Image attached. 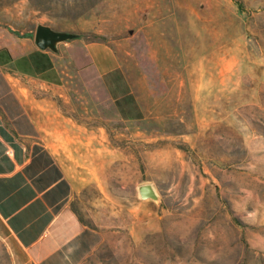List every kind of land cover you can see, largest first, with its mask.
I'll return each instance as SVG.
<instances>
[{"label": "rangeland", "instance_id": "374dc122", "mask_svg": "<svg viewBox=\"0 0 264 264\" xmlns=\"http://www.w3.org/2000/svg\"><path fill=\"white\" fill-rule=\"evenodd\" d=\"M40 24L81 35L35 99L98 233L82 264H264V0H0V45ZM0 264H29L1 222Z\"/></svg>", "mask_w": 264, "mask_h": 264}, {"label": "crops", "instance_id": "0c3cea01", "mask_svg": "<svg viewBox=\"0 0 264 264\" xmlns=\"http://www.w3.org/2000/svg\"><path fill=\"white\" fill-rule=\"evenodd\" d=\"M34 37L10 35L0 45V222L29 264H82L98 233L95 242L78 211L74 182L42 135L35 99L38 81L66 86L61 47L57 54L42 51ZM86 49L108 78L116 69L111 51L103 48L102 56L96 43Z\"/></svg>", "mask_w": 264, "mask_h": 264}, {"label": "water", "instance_id": "95a60500", "mask_svg": "<svg viewBox=\"0 0 264 264\" xmlns=\"http://www.w3.org/2000/svg\"><path fill=\"white\" fill-rule=\"evenodd\" d=\"M74 33L58 31L49 25L40 24L35 33V44L42 51H51L54 54L59 52V46L63 43L75 40ZM138 196L141 201L160 202L161 198L152 184H142L138 187Z\"/></svg>", "mask_w": 264, "mask_h": 264}, {"label": "trees", "instance_id": "16d2710c", "mask_svg": "<svg viewBox=\"0 0 264 264\" xmlns=\"http://www.w3.org/2000/svg\"><path fill=\"white\" fill-rule=\"evenodd\" d=\"M94 5H96V2L93 3V6H94ZM238 6H239L240 9H243V5H242L241 3H238ZM77 38H81V35H77ZM108 77H109V76H108ZM126 97H128V98H132L131 95H129V94H127ZM121 98H122V97H121ZM116 100H117V106H118V108L120 109L121 114H122L125 118H129V119H131V118L135 117V116H131V115H129L130 111L127 110L126 108H124L123 105H121L123 99L120 100V97H119V96H116Z\"/></svg>", "mask_w": 264, "mask_h": 264}]
</instances>
